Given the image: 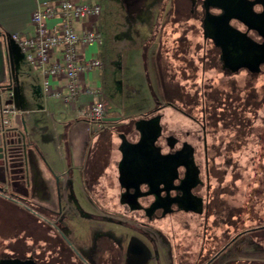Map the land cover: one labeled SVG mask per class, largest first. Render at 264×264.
<instances>
[{
    "label": "crops",
    "instance_id": "obj_1",
    "mask_svg": "<svg viewBox=\"0 0 264 264\" xmlns=\"http://www.w3.org/2000/svg\"><path fill=\"white\" fill-rule=\"evenodd\" d=\"M41 1L45 0H0V32L6 35H31V15ZM77 1L97 3L101 8L96 18L74 23L78 30L93 25L102 33V43L80 52L83 59L97 58L102 62L101 68L84 73L80 78L85 88L94 87L98 94L83 91L73 103L65 102L60 97L46 96L37 66L29 63L13 42L9 43L7 62H4L0 79L2 85H10L13 96H4L2 99L4 102L12 101L18 110L8 130L10 134L18 131L23 133L26 157L25 163L24 157H21L22 171L15 168L10 170L11 179L8 173L0 175V185L16 197H25L28 201L57 212L52 222L92 264L101 258L112 257H118L121 261L138 260L142 251L135 243L143 244L142 240L131 235L128 244V239L120 234L116 236L112 229L116 225L131 224L128 217L116 212L119 208L118 211L123 209L120 207L123 202L118 197L134 188L148 190L149 185L147 181L138 180L134 187L123 181L118 169L121 155L119 147L123 138L131 143L139 141L142 120L161 103L153 99L151 102H141L147 93L142 95L140 86L138 88L130 81L125 82L123 77H118L117 68L126 59L123 56L125 50L130 51L137 46L143 50L142 61L145 64L150 49L149 41H145V46L140 41L145 40L149 31L130 22L128 33L124 36L126 26L123 30L118 28L122 18L120 13L115 12L113 0ZM124 17H127L125 13ZM55 23V19L48 22L49 25ZM56 56L57 52L53 58ZM66 82L64 76L50 78L51 89L66 94ZM147 87L149 95H157L152 87ZM3 95H7L6 92ZM98 98L106 103L105 116L103 127L93 130L94 127L88 121L77 115V110ZM115 117L118 120L106 119ZM120 128L125 129L121 137ZM0 209V212L8 211L11 221L16 220L18 227H23L22 230L27 229V234L18 238V241L23 239V243L44 246V240L33 243L29 236L32 231L29 229L27 211L4 199H0ZM34 226L36 223L33 222ZM10 227L12 233V225ZM81 228L87 229L86 237L82 236L84 232ZM4 239L12 241L8 237ZM110 244L115 249L118 246V253L110 250Z\"/></svg>",
    "mask_w": 264,
    "mask_h": 264
},
{
    "label": "flooded vegetation",
    "instance_id": "obj_2",
    "mask_svg": "<svg viewBox=\"0 0 264 264\" xmlns=\"http://www.w3.org/2000/svg\"><path fill=\"white\" fill-rule=\"evenodd\" d=\"M170 4L168 20L176 24L175 29L181 26L182 33L188 30L196 36L200 35L202 40L201 46L198 43L196 47L197 51L201 49L198 61L201 85L199 90L195 87V95H199V106L195 108L197 113L193 114L173 106L179 114L186 115L191 121L190 126L185 129L179 127L180 131L175 133L172 129H165L167 121L164 112L161 111L163 106L158 105L142 120L143 128L139 141L129 145L128 143L131 142L122 140L118 161L121 178L126 184L134 187L138 180L147 181L149 185L148 190L134 188L132 191L122 193L118 198L123 202L120 206L123 209L118 211L120 209L118 207L116 211L128 217L131 224L127 223L126 226L140 232L137 238L141 239L143 244L138 242L135 245L140 248L142 254L138 260L101 258L95 264H216L224 251L245 231L236 233L225 242H222L223 240L212 242L210 238L211 241L206 248V236L203 235L200 237L199 249L191 261L184 255L174 258L171 252L165 257L162 252L160 263L158 256L155 257L151 251L152 247L159 250L161 247L155 238L138 229L143 226L149 227L152 222L164 221L178 211L192 215L203 214L201 219L203 233L207 225H210L208 221L220 222L217 217L208 219L210 211L217 214V209L222 203L223 183L218 177L222 168L217 167L222 161L217 159L224 162L227 159L226 147H223L224 151L221 150L225 139L216 134L218 126L228 127L224 117L227 107H217V104L222 105L217 96L233 94L226 92L227 90L221 86H214L213 83L206 87L205 73L209 70L220 74L221 77H227L245 71L248 75L247 80L256 75L264 76V0H170ZM142 7L143 2L139 9L132 3L128 5L123 3L122 13H125L129 21V18L134 19L138 16ZM128 23L124 36L127 35L128 26L131 25L130 22ZM192 55L189 63L184 65L189 73L188 81L198 68L193 64L196 53ZM243 88L244 86L241 89ZM247 92L248 90L237 92V95L241 97L251 95ZM234 99L242 101L240 97ZM243 99L245 101L242 102L247 103L249 98ZM217 100L219 102L216 104ZM228 100L231 101L230 98ZM239 110L243 112L242 109ZM219 121L222 124H219ZM13 169L14 166L7 168L6 171H0V175L8 173L10 178L12 175L9 172ZM0 188V199L12 202L20 206L21 210L28 212L29 229L32 231L29 236L33 243L44 240V246L53 251L51 254L47 252L48 257L45 256L44 250L36 253L34 248H31L27 254L24 252L4 254L0 258V264H92L65 239L62 231L52 222L57 212L28 201L25 197H16L13 192H7L2 185ZM8 218L10 219L8 211L0 212V227L1 224L10 221ZM33 222L36 223V227H32ZM15 224L17 225L16 220ZM7 237L13 241L22 238ZM160 238L159 235L156 239L160 240ZM127 241L129 244L130 239ZM108 246L112 252L118 253V246L116 249L112 244Z\"/></svg>",
    "mask_w": 264,
    "mask_h": 264
},
{
    "label": "rangeland",
    "instance_id": "obj_3",
    "mask_svg": "<svg viewBox=\"0 0 264 264\" xmlns=\"http://www.w3.org/2000/svg\"><path fill=\"white\" fill-rule=\"evenodd\" d=\"M113 2H115L113 3L115 12L120 13L122 18L118 28L123 30L129 24L128 22L143 26L149 33L148 36H145V40L140 41V44L143 43L145 46V41H149L150 48L148 54L147 51L145 52L148 57L145 64L142 61V48L139 49L137 46L136 49L125 50L123 56L126 59L117 68V76L123 77L125 82L130 81L138 88L140 86L139 91L142 95H146L144 92L147 93L141 102L157 100L161 103L164 108L162 112H164V118L167 121L165 123L166 130L172 129L176 133L180 131V128H187L191 124L190 119L186 115L179 114L173 106L193 114L197 113L195 108L199 106V95H195V87L199 90L201 85V70L198 62L201 49L198 52L196 47L198 43L201 46V36H196L188 30L182 33L181 26L175 29L176 24L168 20L170 0H113ZM142 2L143 7L138 16L135 19L129 18L127 21L128 19L122 13L123 3L124 5L132 3L139 9ZM232 23L235 25V22L232 21ZM194 53L196 55L193 57V64L198 68L194 76L190 75L194 78L192 77L188 81L189 73L184 65L189 63ZM247 77L245 71L227 77H221L220 74L209 70L205 73L204 84L206 87L213 83L214 86H221L227 90L226 92L233 94L218 95L217 98L219 97L222 105L217 104L219 100L216 102L217 107H227L224 117L228 127L220 125L216 133L225 139L221 150L224 151L223 147H226L227 159L225 162L217 159V161H222L217 165L222 168L221 175H218L223 183L221 186L223 190L222 203L217 209V214L210 211L208 219L217 217L220 222L208 221L211 226L207 225L205 233H203L201 220L203 214L192 215L178 211L168 216L164 221L152 222L151 227H139L138 229H141L145 234L155 238L161 247L160 250L152 247L151 251L155 257L158 256L160 263L162 252L165 257L171 252L174 258L184 255L187 260L191 261L199 249L200 237L203 235L206 236V248L211 240L212 242L215 240L225 242L227 238L245 230L218 258L216 264H264V228H262L264 225V76L256 75L248 80ZM131 83L128 85L131 86ZM147 86L152 87L157 95H149ZM243 86L244 88L241 89ZM244 90H248L247 93L251 95H242V97L237 95V92L241 93ZM129 92H132L131 87ZM234 97H240L242 101H245L243 99L245 97L249 99L247 103H243ZM228 98H230V102ZM239 109H242L243 112ZM219 124L222 123L219 121ZM118 131H120L119 137H121L125 129L120 128ZM200 149L199 151L202 153ZM9 220L1 224L0 227V258L2 255L10 253L24 252L27 254L31 248H34L36 253L44 250L46 257H48L47 252L53 253L46 246L40 247L39 244L23 243V239L14 240L13 243L6 241L4 237H23L27 234V229L22 230L23 227H18L15 220H13L14 222ZM20 224L23 225V223ZM10 225H12V233L9 230ZM20 228L21 230H19ZM81 229L84 233H81L82 231L79 233L86 237L87 229ZM112 231L116 236L123 235L125 239H129L131 235L140 236L139 231L126 225H116ZM159 235L161 238L157 240ZM162 238L164 239L162 240ZM210 238L212 239L210 240ZM84 239L87 240V238Z\"/></svg>",
    "mask_w": 264,
    "mask_h": 264
},
{
    "label": "built area",
    "instance_id": "obj_4",
    "mask_svg": "<svg viewBox=\"0 0 264 264\" xmlns=\"http://www.w3.org/2000/svg\"><path fill=\"white\" fill-rule=\"evenodd\" d=\"M101 12L97 3L77 0H45L38 2L31 15L33 32L31 35L11 33L9 39L16 45L26 60L37 66L42 77V87L49 97H60L65 102L73 103L81 92L97 95L94 87L85 88L80 81L84 73L101 68L102 62L97 58L81 57V50L94 44L103 42L102 33L91 25L76 29L74 23L86 19H94ZM52 19L55 24L49 25ZM57 56L53 58V54ZM64 76L67 80L68 92L61 94L53 91L50 78ZM5 97H12L11 89L6 91ZM106 103L103 99H94L83 108L77 110V115L88 121L93 130L103 127ZM18 110L12 101L0 105L2 129L13 125Z\"/></svg>",
    "mask_w": 264,
    "mask_h": 264
},
{
    "label": "water",
    "instance_id": "obj_5",
    "mask_svg": "<svg viewBox=\"0 0 264 264\" xmlns=\"http://www.w3.org/2000/svg\"><path fill=\"white\" fill-rule=\"evenodd\" d=\"M204 27L207 28V25ZM11 42L12 41L9 39L8 35L0 32V73H3L4 71V62H7L9 43ZM1 82L0 79V105L2 98L4 97L3 94L11 89L10 85H2ZM106 119L116 121L118 120V117ZM8 129L3 130L2 124H0V171H6L7 168L12 166H14L16 170L18 169L22 171L23 165L21 164V157H24V163L26 157L24 135L19 131L16 134H10ZM125 141L126 139L123 138V142ZM128 144L133 145V143Z\"/></svg>",
    "mask_w": 264,
    "mask_h": 264
}]
</instances>
